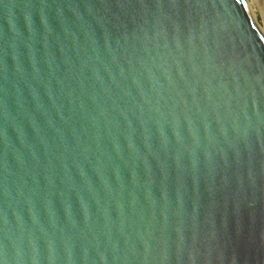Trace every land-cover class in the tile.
<instances>
[{
    "label": "water",
    "instance_id": "obj_1",
    "mask_svg": "<svg viewBox=\"0 0 264 264\" xmlns=\"http://www.w3.org/2000/svg\"><path fill=\"white\" fill-rule=\"evenodd\" d=\"M0 264H264L249 0H0Z\"/></svg>",
    "mask_w": 264,
    "mask_h": 264
},
{
    "label": "bare ground",
    "instance_id": "obj_2",
    "mask_svg": "<svg viewBox=\"0 0 264 264\" xmlns=\"http://www.w3.org/2000/svg\"><path fill=\"white\" fill-rule=\"evenodd\" d=\"M251 10L257 22L259 23L261 29L264 32V22L261 23L258 19V12H261L264 15V0H249Z\"/></svg>",
    "mask_w": 264,
    "mask_h": 264
},
{
    "label": "rangeland",
    "instance_id": "obj_3",
    "mask_svg": "<svg viewBox=\"0 0 264 264\" xmlns=\"http://www.w3.org/2000/svg\"><path fill=\"white\" fill-rule=\"evenodd\" d=\"M258 19H259V21L261 22V23H263L264 22V15L261 13V12H258Z\"/></svg>",
    "mask_w": 264,
    "mask_h": 264
}]
</instances>
